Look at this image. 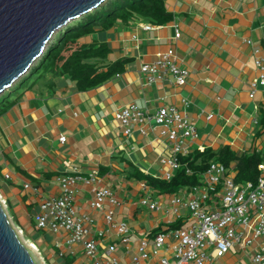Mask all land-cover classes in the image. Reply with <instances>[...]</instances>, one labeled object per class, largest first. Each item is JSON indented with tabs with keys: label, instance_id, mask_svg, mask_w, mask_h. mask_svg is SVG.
Returning <instances> with one entry per match:
<instances>
[{
	"label": "crops",
	"instance_id": "obj_1",
	"mask_svg": "<svg viewBox=\"0 0 264 264\" xmlns=\"http://www.w3.org/2000/svg\"><path fill=\"white\" fill-rule=\"evenodd\" d=\"M166 8L174 17L166 24L139 21L109 30L112 37L104 42L111 49L109 63L128 61L121 73L102 85L77 90L65 67L70 55L66 49L55 65L12 94V105L0 113V197L15 225L34 227L40 202L61 195V177H88L95 172L99 186L110 188L119 199L114 220L129 224L131 230L124 244L108 227L103 211L90 208L91 186L79 184L75 205L80 214L94 220L100 259L114 246L112 256L119 264H135L133 256L142 241L152 253L156 236L171 224L182 221L187 226L188 210L182 207L175 213L170 201L175 196L187 197L189 190L162 194L144 181L147 176L163 178L166 168L160 159L168 157L170 150L158 126L146 135L134 128L130 137L125 136L116 114L129 104L150 113L168 106L185 111L199 137L187 142L184 155L223 146H230L238 157L264 154V134H259L264 86L258 85L254 98L249 96L252 81L260 76L255 50L264 56V0H167ZM146 25L152 30H144ZM175 25L179 38H175ZM96 40L92 35L80 43ZM168 49L176 52L178 64L189 71L187 83L148 85L141 66ZM210 114L213 118L208 120ZM61 137L67 140L62 143ZM236 167L232 162L235 176ZM145 198L159 202V209L142 207ZM159 228L163 232L155 234ZM42 232L47 237L41 249L46 264H94L81 244L66 245V233ZM98 232L104 236L98 237ZM174 243L168 239L150 264H161L162 258L173 264ZM253 253L254 249L235 247L214 264H254Z\"/></svg>",
	"mask_w": 264,
	"mask_h": 264
},
{
	"label": "built area",
	"instance_id": "obj_2",
	"mask_svg": "<svg viewBox=\"0 0 264 264\" xmlns=\"http://www.w3.org/2000/svg\"><path fill=\"white\" fill-rule=\"evenodd\" d=\"M144 30H152V26H142ZM175 28V38L180 37L178 25ZM261 50H255V65L260 76L250 85V98H254L258 85L264 86V56ZM141 72L146 76L147 84L153 85L172 81L183 86L190 76L186 68L177 61L173 49L157 54L154 61L141 66ZM187 107L188 102L183 101ZM125 136H131L133 129L146 135L152 126H158L161 136L168 142L170 150L168 157H162L160 163L166 168L163 178L170 180L180 167V155L185 154L188 141L199 137L198 130L188 114L174 106L161 107L154 113L139 108L135 104L124 106L116 114ZM213 114L208 115L211 120ZM257 121L255 120V123ZM66 137H61L64 143ZM261 177L256 183H237L234 172L224 165L213 162L206 173L202 175V184L189 189L187 197L175 196L170 203L175 213L178 208H185L190 214V222L185 228L168 230L156 236L155 250L147 251V242L142 241L137 254L133 256L135 264H150L151 258L158 255L168 239H173V264H214L223 258L232 248L254 249L252 262L264 264V164L259 166ZM6 177H8L6 175ZM91 186L89 206L92 210H101L110 229H113L122 242L130 240V226L114 220V208L120 205L115 193L106 187L99 186L95 172L88 177L64 176L59 179L61 195L49 197L40 202L39 211L33 221L37 229L54 234L66 233L67 246L81 244L85 255L94 260V264H119L112 256L115 247H108L105 259L98 255V240L94 238V220L87 214H80L75 205V195L79 184ZM29 188V185H25ZM187 190V189H186ZM3 203L4 207L5 202ZM140 205L150 210H158L159 202H151L149 198L141 200ZM103 237L104 233H96ZM161 264H170L166 258Z\"/></svg>",
	"mask_w": 264,
	"mask_h": 264
},
{
	"label": "trees",
	"instance_id": "obj_3",
	"mask_svg": "<svg viewBox=\"0 0 264 264\" xmlns=\"http://www.w3.org/2000/svg\"><path fill=\"white\" fill-rule=\"evenodd\" d=\"M166 1L107 0L91 12L81 16L80 19L68 23L54 35L55 37L39 59L41 61L37 62L38 64L36 63L30 72L15 84L18 87L13 91L10 89L0 96V113L12 105L10 101L12 92L25 86L33 75L38 74L44 68L55 65L57 60L63 57L66 49L70 51V55L65 67L79 91L100 86L111 77L121 73L128 59L109 63L108 57L111 49L108 43L96 40L90 44H83L80 43V40L96 33L107 32L119 24L128 26L139 21L151 22L155 25L166 24L174 18L166 8ZM260 126L262 130L259 134L261 136L264 134V115L261 117ZM179 161L180 167L170 180L147 176L144 181L162 194L178 195L184 189L189 190L201 185L202 175L206 173L211 163L217 162L230 168L231 163L235 162L237 165L235 181L240 184L256 183L262 174L259 166L264 164V154L253 153L238 157L230 146H223L218 149L207 148L202 152L196 150L187 155H180ZM138 177L142 178L139 174ZM185 227L184 222L178 221L171 224L168 230ZM159 232H163V229L159 228L154 231L155 234ZM27 236L40 249L43 248L44 238H47L35 225L32 226V230L27 231Z\"/></svg>",
	"mask_w": 264,
	"mask_h": 264
},
{
	"label": "water",
	"instance_id": "obj_4",
	"mask_svg": "<svg viewBox=\"0 0 264 264\" xmlns=\"http://www.w3.org/2000/svg\"><path fill=\"white\" fill-rule=\"evenodd\" d=\"M107 0H0V96L30 72L54 35ZM0 264H44L0 201Z\"/></svg>",
	"mask_w": 264,
	"mask_h": 264
},
{
	"label": "rangeland",
	"instance_id": "obj_5",
	"mask_svg": "<svg viewBox=\"0 0 264 264\" xmlns=\"http://www.w3.org/2000/svg\"><path fill=\"white\" fill-rule=\"evenodd\" d=\"M58 33V32H57ZM114 35V34H113ZM55 37V36H54ZM53 37V38H54ZM112 37V35H111V32L110 31H107V32H100V33H97L96 35L94 34V38H98V40L99 41H103V42H105V41H107L109 38H111ZM52 38V39H53ZM51 39V40H52ZM84 39V38H83ZM85 40H90V38H86ZM41 60H39L38 61V63L40 62ZM37 63V64H38ZM36 64H34L33 66H35ZM32 66V67H33ZM36 75H33V77H35ZM16 87H18L17 85H15V86H12L11 87V91H13ZM14 95L15 94V92H12L10 95ZM9 100V99H8ZM7 100V101H8ZM12 224H13V226H14V228L20 233V235H22V237H23V239H24V241H25V243H27L28 245H30L31 247H34L35 248V251L37 252V254L40 256V258H41V261L44 263V264H46V256H45V254H44V252H43V250H41L40 248H38L31 240H29L28 239V236H27V231L28 230H32V228H22V227H20V226H18V225H15V223L14 222H12Z\"/></svg>",
	"mask_w": 264,
	"mask_h": 264
},
{
	"label": "bare ground",
	"instance_id": "obj_6",
	"mask_svg": "<svg viewBox=\"0 0 264 264\" xmlns=\"http://www.w3.org/2000/svg\"><path fill=\"white\" fill-rule=\"evenodd\" d=\"M34 250H35V248H34Z\"/></svg>",
	"mask_w": 264,
	"mask_h": 264
},
{
	"label": "clouds",
	"instance_id": "obj_7",
	"mask_svg": "<svg viewBox=\"0 0 264 264\" xmlns=\"http://www.w3.org/2000/svg\"><path fill=\"white\" fill-rule=\"evenodd\" d=\"M45 51V50H44ZM188 190V189H187Z\"/></svg>",
	"mask_w": 264,
	"mask_h": 264
}]
</instances>
